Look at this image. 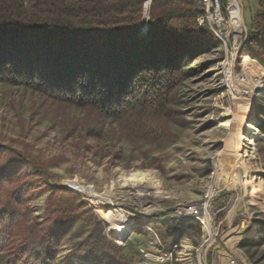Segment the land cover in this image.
I'll use <instances>...</instances> for the list:
<instances>
[{"label": "rangeland", "instance_id": "1", "mask_svg": "<svg viewBox=\"0 0 264 264\" xmlns=\"http://www.w3.org/2000/svg\"><path fill=\"white\" fill-rule=\"evenodd\" d=\"M237 1L241 32L224 29L223 42L216 38L217 46L184 62L177 119L160 144L131 145L108 124L102 139L83 145L71 134L81 111L49 109L29 88L0 82V147L44 169L42 176L16 171L19 180L6 189L18 182L31 187L23 209L32 220L45 218L49 196L61 189L72 191L84 212L51 264H104L89 262L90 253L82 261L73 256L75 246L97 236L106 237L108 255L118 251L114 264H264V64L242 53L258 4ZM148 19L143 9L141 35ZM245 124L257 131L245 132ZM207 190V220L183 215ZM184 220L192 221L184 232L168 234Z\"/></svg>", "mask_w": 264, "mask_h": 264}, {"label": "trees", "instance_id": "2", "mask_svg": "<svg viewBox=\"0 0 264 264\" xmlns=\"http://www.w3.org/2000/svg\"><path fill=\"white\" fill-rule=\"evenodd\" d=\"M145 2L0 0V82L29 88L49 109L81 111L82 118L71 121V134L83 145L102 139L108 124L116 125L119 137L131 145L160 144L177 119L175 89L188 75L184 62L218 41L198 25L200 0ZM147 3L148 30L141 35ZM257 4L242 53L264 64V0ZM0 154L5 156L0 163V264H51L61 240L83 220L82 206L72 201V191L61 189L49 196L42 221L29 219L23 205L31 187L18 182L6 188L19 180L16 171L31 169L42 176L44 169L7 147H0ZM260 156L264 160V151ZM191 223L178 221L167 232L177 235ZM105 242L97 236L90 244L89 237L75 246L73 256L82 261L90 253L89 262L114 264L118 251L108 255Z\"/></svg>", "mask_w": 264, "mask_h": 264}, {"label": "built area", "instance_id": "3", "mask_svg": "<svg viewBox=\"0 0 264 264\" xmlns=\"http://www.w3.org/2000/svg\"><path fill=\"white\" fill-rule=\"evenodd\" d=\"M232 0H227L225 7L222 0H202L201 5L203 14L198 16L197 22L201 28L207 29L215 38L223 42L228 37L224 33V29L232 30L234 34L239 33L234 25L232 15ZM241 32V31H240ZM211 200V191L207 190L204 198L197 206H188L183 209V215H187L193 219L199 220L202 216L204 219L208 216L207 209ZM207 220V219H206ZM234 262H232L233 264ZM6 264H27L22 262L6 263Z\"/></svg>", "mask_w": 264, "mask_h": 264}, {"label": "bare ground", "instance_id": "4", "mask_svg": "<svg viewBox=\"0 0 264 264\" xmlns=\"http://www.w3.org/2000/svg\"><path fill=\"white\" fill-rule=\"evenodd\" d=\"M150 1L151 0H149V2ZM231 3H232V10H231V12H232V15H233V18H234V25H235L237 31L240 32L241 31V27H242V17H241V10H240V7H239V3H238L237 0H232ZM148 7H149V4L147 3L146 6H145V10H144L145 15L148 13ZM228 127H229V125H228ZM252 131H257V130H256V128L254 126H252L250 124H245V132L248 133V132H252ZM233 135H234V133H233Z\"/></svg>", "mask_w": 264, "mask_h": 264}, {"label": "water", "instance_id": "5", "mask_svg": "<svg viewBox=\"0 0 264 264\" xmlns=\"http://www.w3.org/2000/svg\"><path fill=\"white\" fill-rule=\"evenodd\" d=\"M147 1V0H146ZM152 1V0H151ZM151 1H150V4H151Z\"/></svg>", "mask_w": 264, "mask_h": 264}]
</instances>
